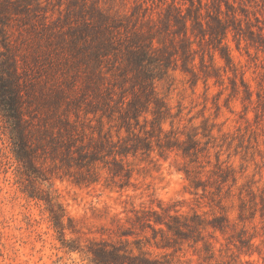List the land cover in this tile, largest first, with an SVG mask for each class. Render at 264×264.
Wrapping results in <instances>:
<instances>
[{
	"label": "rangeland",
	"instance_id": "374dc122",
	"mask_svg": "<svg viewBox=\"0 0 264 264\" xmlns=\"http://www.w3.org/2000/svg\"><path fill=\"white\" fill-rule=\"evenodd\" d=\"M201 1L203 17L214 16L218 5L224 17L232 12L223 0ZM228 1L243 32L230 30L223 42L233 66L252 91L251 100L241 89L232 92L229 68L226 72L220 69L221 84L209 78L206 83L198 79L193 85L190 76L179 69L180 60L173 61L172 67L178 64V68L170 69L167 77L155 83L171 111L180 110L173 127L184 132L191 125L199 131L208 127L221 144L211 147L209 156L201 157L203 164L210 160L205 169L213 166L215 152L222 165L234 168L237 181L220 206L201 189L195 195L186 190L187 180L179 170L185 163L175 152L165 158L156 150L149 157L144 153L128 156L123 168L131 173L129 179L112 174L115 162L108 157L106 164H94V175L85 172L87 179L95 182L78 184L75 181L83 179L80 171L85 169L78 165L77 152L70 153L65 146L74 149L82 145L86 151L94 149V143L104 140L106 134L114 140L117 134L126 136L125 128L119 129L121 114L139 92L130 74L122 79L127 45L136 32L148 29L160 36L162 44L178 40L173 6L184 14L187 8L198 7V0H0V41L6 45L0 42V86L3 68L10 63L16 73L10 83L18 84L24 127L44 131L45 141L49 135L57 138L43 150L35 147L34 164L46 179L19 177L21 169L9 137L12 119L0 105V264H92L78 247L87 249L91 240L100 239L119 243L110 218L113 212L124 216V209L131 204L158 209L159 199L181 212L195 210L206 219L224 214L230 227L224 234L211 228L202 232L214 244L211 258L205 257L200 241L175 237L170 239L171 246L157 247L153 239L151 244L145 239L151 235L149 230L136 229L134 233L152 256L162 259L165 255L172 264H231L234 259L240 264H264V45L260 42L264 39V0ZM198 43L193 53L196 68L199 55L207 48L204 40ZM205 59L209 63L207 54ZM213 64H224L217 52ZM98 120L103 121L102 127ZM164 126L170 127L168 122ZM36 134L31 135V141H36ZM124 183L128 186L120 189ZM48 189L54 190L67 215L75 220L77 231L66 230L64 236L73 250L62 246L44 202L24 192ZM240 191L245 201L242 220L238 218ZM128 226L125 223L122 229ZM240 231L251 239L252 249L231 244V235L235 238ZM129 246L137 249L133 243Z\"/></svg>",
	"mask_w": 264,
	"mask_h": 264
},
{
	"label": "trees",
	"instance_id": "16d2710c",
	"mask_svg": "<svg viewBox=\"0 0 264 264\" xmlns=\"http://www.w3.org/2000/svg\"><path fill=\"white\" fill-rule=\"evenodd\" d=\"M226 8L231 10V14L224 17L221 6L218 5L214 16H202L201 8L202 1L198 0V7L187 8L186 13H182L177 7L175 9V20L178 26L176 36L178 40L167 44H162L159 35H155L151 29L146 31L136 32L126 48L125 62L121 67L122 79L128 78L130 74L132 81L137 85L139 92L127 102V108L124 114H121V120L125 128L126 136L120 137L117 134V139L114 140L111 134H106L104 140H99L94 143L95 147L92 150H86L82 145L75 146L67 145L68 152H77L78 165L80 175L83 179L78 182H95L96 179L89 181L85 176L95 174L91 168L94 164L100 161L106 164V158L111 157L115 162V167L112 168L114 176H125L130 178L131 173L123 167V161L128 156H135L137 153H144L148 157L150 153L156 150L157 154L165 158L169 152L179 154L184 160V167L182 170L185 179L187 180L186 190L191 194H197L201 189L203 194L209 193L212 200L221 206L222 199L230 194V188L235 185L237 177L235 170L231 165H222L218 152H215V162L212 167L205 169L210 160L207 159L206 164L201 163V157L209 156V149L217 145L215 136L211 134L208 127L202 126V131H199L198 126H193L184 132L179 127L175 128L174 121L178 117L180 110L177 112L171 111L167 98L159 96L156 90V81L161 80L169 75L170 69L178 68L177 61L180 60L179 69L190 76L193 85L198 79L204 83L209 78H214L215 82L222 83V73L229 68L233 74V78L229 77L231 82V90L236 93L240 89L244 93L246 99L251 100L252 91L249 85L244 80L242 74L238 73L235 66H233L231 56L228 52L227 45L223 39L228 31H242L239 19L235 15V9L228 0H223ZM208 17V19H206ZM1 20V19H0ZM169 21V18H168ZM1 24L2 21H0ZM243 32V31H242ZM249 33H252L249 30ZM249 38H253L251 35ZM262 38V36H261ZM201 40L206 42V53L199 55V65L196 68L195 56L193 53L196 50L194 44ZM4 47L6 45L0 41ZM264 45V39L260 41ZM112 48V44H109ZM218 53L219 58L224 61L222 66H215L213 64L214 54ZM205 54L208 55L209 63L205 59ZM175 61V67H172V62ZM8 62V61H7ZM10 64V63H9ZM5 67L2 71V82L0 86V105L8 116L12 119V126L10 131V139L12 144V153L15 160L20 165L19 177H25L28 181L42 179L41 173L34 164L36 146L41 150L47 142L56 141L55 136H50L45 141L44 131H30L24 127L23 114L19 101V93L17 91L18 84H11L16 73L13 66ZM121 104H124V99L121 97ZM169 123V128H165V123ZM103 126V121L98 120V127ZM37 133L36 141H31V135ZM69 144V143H68ZM204 172L205 179L201 175ZM123 173V174H122ZM128 186L124 183L120 186L123 189ZM52 189H48L42 193L27 192L28 197L41 200L45 204V209L48 212L49 220L52 227L59 234V240L62 246L69 250L75 249L68 240L65 239V231L70 230L76 232V225L74 218L67 215L62 203L58 201L56 195L53 194ZM239 192V213L238 218L242 220V211L245 208V201ZM262 204L264 199L261 197ZM158 209L141 205L135 207L131 204L129 209H124V216H119L118 212H113L110 216L111 222L116 226L115 233L120 239L119 243H110L106 240L100 239L98 241L91 240L87 249L78 247V251L85 252L89 261L92 264H172L171 260L161 257L152 256L151 253L143 248L144 241L136 236V229L141 231L149 230L151 235L145 236L147 243L153 244L157 247H169L172 244L171 238L191 239L194 243L202 242L203 249L207 258L214 256V244L204 238L202 232L206 228H211L212 231H219L222 234L227 233L230 227V222L226 215H214L211 219L202 217L201 214L193 210L191 213L181 212L178 209L167 205L163 200L157 201ZM264 214V213H262ZM124 223V224H123ZM125 223L129 224L124 227ZM134 227V230L132 227ZM79 230V229H78ZM133 238V239H132ZM233 246L238 249L245 248L252 249L254 246L251 239L244 237V231L236 233L235 238L231 235L229 240ZM239 242V245L236 243ZM129 243L135 244L137 249L129 246ZM226 249H230L227 246ZM251 253V251H249ZM233 253H230L232 255ZM231 264H240L238 259H234Z\"/></svg>",
	"mask_w": 264,
	"mask_h": 264
}]
</instances>
